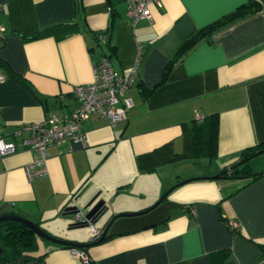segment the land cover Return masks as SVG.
<instances>
[{
    "label": "crops",
    "instance_id": "obj_1",
    "mask_svg": "<svg viewBox=\"0 0 264 264\" xmlns=\"http://www.w3.org/2000/svg\"><path fill=\"white\" fill-rule=\"evenodd\" d=\"M250 2L160 0L149 6L150 20L132 23L124 0H0L4 133L68 116L78 106L74 85L93 80L102 55L127 75L140 54L126 120L110 124L91 115L80 127L86 146L70 139L48 145V174L33 182L24 171L31 150L0 160L2 212L15 211L58 238L88 242V228L83 236L66 208H82L99 193L109 206L95 224L103 230L113 214L147 210L166 194L143 214L113 219L105 238L87 247L88 264H264V177L201 178L235 166L242 150L264 142V9L199 38L167 67L185 40ZM62 22L75 23L65 38L34 37ZM100 32L105 43L96 39ZM196 112L218 116L212 159L192 155ZM248 170H264V151L249 159ZM37 245L33 255L43 260L5 264H84L61 245Z\"/></svg>",
    "mask_w": 264,
    "mask_h": 264
},
{
    "label": "built area",
    "instance_id": "obj_2",
    "mask_svg": "<svg viewBox=\"0 0 264 264\" xmlns=\"http://www.w3.org/2000/svg\"><path fill=\"white\" fill-rule=\"evenodd\" d=\"M124 1L126 3V15L132 23L139 19L150 20L149 6L161 4L160 0ZM4 30V26L0 22V37ZM96 39L98 43H105L106 41L102 32L96 34ZM139 60L140 54L131 72L127 75H121L113 69L107 56L99 57L92 65L93 80L74 85L73 94L78 106L68 116L53 115L39 122L22 123L10 133H4L0 125V160L8 154L15 153L19 148L31 150L33 157L25 165L24 171L27 181L33 182L48 174V145L70 139L86 146L85 134L80 127L91 115L105 117L110 124L126 120L128 112L133 106V102L126 95V91L134 83ZM4 78L5 75L0 69V82ZM203 118L204 116L199 112L194 115L195 121L199 122ZM8 136L9 139L6 138ZM73 218L76 223L85 221L84 212L81 210L74 211ZM237 226L236 221L229 220L228 227L230 229L235 230ZM87 228L91 241L97 240L103 231L91 222H88ZM70 253L84 264H88L90 261L87 252L82 249L73 248L70 249Z\"/></svg>",
    "mask_w": 264,
    "mask_h": 264
},
{
    "label": "trees",
    "instance_id": "obj_3",
    "mask_svg": "<svg viewBox=\"0 0 264 264\" xmlns=\"http://www.w3.org/2000/svg\"><path fill=\"white\" fill-rule=\"evenodd\" d=\"M260 8L264 9V0H251L250 3L239 6L232 14L225 16V18L217 21L216 23H213L198 31L196 35L185 40L178 47L174 57L170 60L169 65L167 66L168 69L170 68L171 64L178 60L184 53H186L188 49L192 47L199 38L212 33L213 31L219 29L223 25L235 19L245 17L246 15L257 11ZM74 29L75 23L62 22L48 26L42 31H38L34 37L44 36L45 34H52L56 39H62L68 36L72 31H74ZM0 69H4V64L2 61H0ZM218 124V116L215 113L204 116V118L199 122L194 120V123L192 125L193 157L205 156L210 159L216 157ZM262 151H264V142L245 148L240 153L238 164H236L231 170L223 169L219 173L222 175H229L232 178L243 175H250V180L264 177V170L255 174H251L248 170L249 159ZM0 233V246L2 247V251L0 253V264H5L7 261L17 259L19 257H23L26 260L32 258L43 260V255H37V257L33 255L38 246L37 239L40 237L35 235L22 222L18 220L2 221L0 222ZM97 240L78 242L80 244H84L83 246H79L78 249H82L86 252L87 247L95 244ZM260 245L262 252H264V243H261ZM62 247L69 250L74 248V246Z\"/></svg>",
    "mask_w": 264,
    "mask_h": 264
},
{
    "label": "water",
    "instance_id": "obj_4",
    "mask_svg": "<svg viewBox=\"0 0 264 264\" xmlns=\"http://www.w3.org/2000/svg\"><path fill=\"white\" fill-rule=\"evenodd\" d=\"M233 167L234 166H230L226 170H231ZM201 178H204V179H222V178H232V177L229 175H222L220 173H217L213 176H207V177L205 176V177H201ZM189 181H190L189 179L182 180V181L178 182L176 184V186L182 185V184L187 183ZM171 189L172 188H170V190ZM98 195H99V193L94 194L86 202V204L82 208H78L76 205L71 206L69 208H66L65 213H67V214H73L74 211H78V210H81L84 212L85 221L73 223V226L79 227V228H85L88 226V222H91L95 225L97 222L102 220L109 213V206L107 205L106 201L103 198H98ZM165 196H166V194H164L158 202L153 204L147 210L140 211V212H134V213H132V212H121V213L113 214L112 218L105 225L101 236L99 237V239L95 243L100 242L106 236L108 228L110 226V223L113 219H115L117 217H121V216L123 217V216H133V215L143 214L146 211L155 207L157 204H159L160 201L163 198H165ZM6 220H18V221L22 222L24 225H26L35 235H37L38 237L43 238L47 241H50L54 244H58L61 246H74V247H79V246L84 245V244H80L78 242L69 241V240L61 239V238H58L56 236L50 235L42 227H40V225H38L36 222L18 214L15 211L3 213L2 209L0 208V222L6 221ZM1 251H2V247L0 246V253H1Z\"/></svg>",
    "mask_w": 264,
    "mask_h": 264
},
{
    "label": "rangeland",
    "instance_id": "obj_5",
    "mask_svg": "<svg viewBox=\"0 0 264 264\" xmlns=\"http://www.w3.org/2000/svg\"><path fill=\"white\" fill-rule=\"evenodd\" d=\"M86 228L87 227H85V228H77V229L80 230L83 233V236H86V231H87ZM38 240L40 242H50V241L44 240L43 238H38ZM74 248H78V247H74Z\"/></svg>",
    "mask_w": 264,
    "mask_h": 264
}]
</instances>
